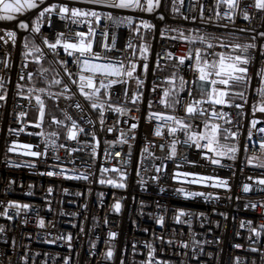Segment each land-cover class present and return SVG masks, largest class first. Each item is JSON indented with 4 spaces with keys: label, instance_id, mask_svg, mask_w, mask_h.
Here are the masks:
<instances>
[{
    "label": "built area",
    "instance_id": "2783aa9c",
    "mask_svg": "<svg viewBox=\"0 0 264 264\" xmlns=\"http://www.w3.org/2000/svg\"><path fill=\"white\" fill-rule=\"evenodd\" d=\"M53 2L101 12L100 22L97 24L93 21L91 24L94 36L90 38L93 39V50L101 52L104 56L126 60L134 58L142 65L144 61L141 59L140 49L146 40L148 72L144 74L141 67L137 68L136 74L143 80V87L139 89L142 96L136 103L131 99L137 91L134 81H129L127 85V101L123 96L125 86H113L119 93L118 96H113V102L122 104L128 112L120 116L114 111H105L104 123L101 126L99 112L92 109L90 102L79 93L76 85L71 84L61 66L50 63L53 57L48 53L43 61H48L53 68L61 71L59 78L69 84L71 91L66 92L61 84L60 92L52 96V101L64 119L63 131L46 127L45 116L42 127L36 128L34 124L38 122L39 109L35 96L39 94L29 91L31 88L28 87V74H35L37 63L32 62L31 58L24 60L23 38L30 34L19 29L17 23L18 20H24L31 28L38 10L27 11L14 22L0 21V29L17 33L15 45L11 41L7 44L0 41V60H6L8 65L5 67L4 63H0V79L4 87L3 95L6 96L5 100H0V212L4 211L10 201L31 206L29 210H22L19 215L15 214L14 209H8L9 215L13 217L11 220L0 215V226L5 229L0 232V264H65V261L67 264H143L148 252L146 244L149 243L155 249L156 261H166L167 264H233L235 257H239L242 264H264V239L259 242L254 236L249 239L247 227V222L257 228L264 224V207L260 206L264 205V191L260 190L264 186L256 183L257 179L264 178V168L256 166L264 156L256 142L264 139V134L253 130L252 141H249L246 135V130L250 127L251 105L260 99L254 90L260 84L258 73L264 69V55H261L264 36L260 35L264 33V10L254 7L255 0H238L239 7L229 19L222 15L226 10L225 6L221 4L216 8L215 0H183L182 5L180 0H175L174 6L179 9L176 16L167 13L166 0H161L160 8L153 13L105 8L85 3L83 0H45V3ZM245 11L249 13L250 19L243 18ZM217 12L221 13L219 17ZM108 13H112L114 17L131 16L132 27L126 23L114 25L105 18ZM160 14L163 19L159 18ZM51 20V28L46 23L41 28V35L50 41L54 40L57 32L72 35L76 31L87 32L89 27L87 23L73 24L71 21L61 20L56 15H53ZM141 20H147L155 27L144 29L140 26ZM137 26H140L138 33L133 31ZM179 27H190L198 32L200 37H205V40L200 41L191 51L189 40L177 37ZM5 32H0V35H5ZM105 32L108 33L106 39L102 35ZM41 35L35 36L37 44H41ZM31 37L33 39V36ZM114 37L115 48L112 51L104 50L102 43L111 45ZM236 39L245 42L236 43ZM129 40L133 48L125 47ZM208 43L213 44L214 49H207ZM221 44L228 47L221 48ZM233 44L257 46L250 49L252 59L248 65V75L251 77V86L247 88V103L243 108L246 115H237L240 109H223L233 118L232 124H225L224 127H232L235 130L237 125L241 126V149L237 158H219L221 164L214 165L205 157L206 149L180 143L177 145V156L165 159L172 137L168 135L167 128L161 129L162 136L155 135L157 121L148 118L150 112L175 114L201 127L203 119L200 116L190 117L183 110V106L189 101V90L193 99H196L195 90H200L198 74L189 66L194 60L186 59L185 65L176 73L177 77L182 75L187 81L185 92L180 95L181 103L175 110H167L165 105L159 103L163 89L168 85L166 78L170 77L169 71H174L171 65L176 63L179 56L191 53L194 57L197 48L207 49L209 52H231ZM43 48L47 53L46 46ZM168 52L173 53L172 60L165 58ZM158 58L159 67L156 65ZM60 59L68 60L70 71H78L72 63V58L67 57L62 49ZM24 63H27L26 68L22 66ZM21 75L24 79H20ZM73 79L78 77L73 76ZM61 93L64 95H60ZM41 98L45 103L46 115L45 98L42 95ZM234 102L243 104L244 100ZM77 103L82 107L77 108ZM205 107L210 108L209 105ZM216 107L219 109L221 106ZM21 112L26 115L21 117ZM66 115L84 129L83 133H78L80 143L67 138L71 121ZM255 115L258 118L264 117L260 112ZM132 123L138 126L129 132ZM260 126L264 124L257 127ZM109 127H113L112 132L107 131ZM10 129L16 131H9ZM120 130L129 132L128 142L115 144L110 151L119 152L120 155L106 158L104 152L108 145L105 141L119 140ZM40 132L44 133L43 137L36 135ZM90 132H95V141H99L95 156L91 151V145L95 141L87 134ZM53 133L56 135H52ZM177 135L180 141L184 140L183 132ZM45 139L54 140L57 145L63 144L66 147L55 152L49 148L47 155L41 157L26 156L19 150H7L13 141H17L20 144L31 143L34 145V151L43 152ZM84 142H87V145ZM162 144L165 145L164 148L160 147ZM146 147L148 152L143 151ZM67 148L82 150L69 153ZM56 156H59V159H55ZM253 157L256 159L249 164L248 159ZM121 161L126 163L121 164ZM190 161L196 163L192 164ZM30 162L32 167L27 166ZM161 164L166 167L157 173L154 166ZM61 168L65 170L63 175L43 174L48 171L60 173ZM104 168L110 171L102 175ZM114 168H123L126 177H120L118 171H111ZM185 171L227 179L230 188L209 186L212 182L194 184L190 183L192 177L176 175ZM80 174L87 175L88 179L71 178ZM153 177L159 179L155 180ZM101 178L113 179L126 186L120 188L107 183L101 184ZM244 184L251 185V191L244 192ZM181 187L186 191L211 195L208 198H186L177 191ZM49 188L52 189L51 193ZM117 202L121 205L118 212L114 208ZM250 202L257 204V207H245ZM177 210L191 213V229L187 224L175 222ZM160 217H163V226L157 223ZM188 218L184 216L181 219ZM40 219L45 221L43 227L39 225ZM242 223L246 225L243 228ZM110 232L117 235L110 237ZM69 234L72 237L70 242L60 239ZM195 241L201 243L195 244ZM204 241L208 243H203ZM185 242L188 244L187 248L183 247ZM236 244L243 247L236 248ZM251 247L260 248V251L252 252L249 250ZM109 248L114 253L110 260L105 257Z\"/></svg>",
    "mask_w": 264,
    "mask_h": 264
},
{
    "label": "snow or ice",
    "instance_id": "6c2138e0",
    "mask_svg": "<svg viewBox=\"0 0 264 264\" xmlns=\"http://www.w3.org/2000/svg\"><path fill=\"white\" fill-rule=\"evenodd\" d=\"M85 3L99 5L105 8L118 9V10H129V11H140L153 13L156 12L158 8L161 6V0H83ZM180 4H183V0H180ZM224 5L226 10L223 12L224 17H228L231 19L235 11L238 9V0H215V7L219 8L220 5ZM254 7L257 10H264V0H255ZM29 10H38L35 14L34 20H32V26L29 27V23L24 20H18L20 15L25 14ZM173 11L178 12V8H173ZM56 15L61 20L71 21L73 24H81L87 23L89 25L88 31H76L72 35H65L64 32H57L55 34L54 40L50 41L46 36L41 35V28L46 23L50 28L52 27L51 17ZM221 13L217 12V16L219 17ZM102 18V14L99 11L92 9H82L80 7H69L68 4L53 2V3H45V0H0V21L11 22L14 20H18L17 27L21 30L28 31L31 36H33L32 40H29L28 37L23 38V47L25 49L23 55L24 60L27 61L29 58L32 59V62L40 64L39 75L41 77H46V74L49 71L55 72V75L48 80L49 86H58L63 84L65 91H71L69 84L64 82L62 78H58L61 76V71H57L55 68H44L43 60L46 59L48 53H50L53 57L50 63L59 64L61 66V70L67 74L68 80L71 81V84L76 85L79 93L90 102V106L92 109H95L99 112V118L101 126L104 123V113L107 110L114 111L118 113L120 116H124L127 114L128 109H126L122 104L114 103L112 98L113 96H118L119 93L113 88L114 85H124L123 88V96L124 100L128 99V83L129 81H134L137 86V91L133 93L131 99L133 103H136L138 99L142 96V93L139 91L141 87H143V80L137 75V68L141 67L144 74L148 72V48L141 47L140 56L144 61L142 65L138 64V62L133 59H121L118 57H108L101 54V52H97L93 50V39L90 37L94 36V29L91 27L93 21L97 24L100 22ZM107 20L112 21V23L116 26L120 24L126 23L130 28L133 24V18L131 16L118 17L113 16L112 13H108L105 17ZM160 19H163V15H159ZM244 19H250L249 13L247 11L243 14ZM140 26L144 29H153L155 26L149 23L147 20H141ZM140 26H137L133 29L135 32L140 31ZM67 27V25H65ZM0 32H5L4 29H0ZM41 35V44H37L35 42V36ZM105 39L107 38L108 33L105 32L102 34ZM261 36H264V33H260ZM73 36L75 39H73ZM181 39H188L189 42H192L194 39H198L201 42L205 40V37H184L181 34ZM17 39V33L13 30H7L5 35H0V41H3L7 44L9 41L15 45ZM175 39V37H174ZM255 39V38H253ZM43 46H46L47 53L44 51ZM102 48L106 51H112L115 48V37L113 38V43L110 45L108 43H102ZM126 48H133V44L129 40L125 45ZM221 48H227L228 46L221 44ZM257 46L255 44H233L231 45L232 51H211L209 52L207 49H214V45L208 43L207 49L197 48L195 50L194 57L191 53L187 55H182L176 58V63L172 64L171 67L174 69L172 75L167 77L166 80L169 84L168 88H164L162 92L161 99L159 103L165 105V107H171L175 110V107L181 103L180 92L184 90L187 81H185L184 77L181 75L177 77V71L181 68V66L185 65V61L194 60V63L189 65L194 69V71L198 74L197 80L200 82V91L201 97L200 99L191 98V90H189V101L187 104L183 106V110L190 117L200 116L202 117V127L201 125H194L193 123L186 121L185 118L176 116L175 114H166L160 112H150L149 119L156 120L157 124L155 126V135L162 136L163 133L161 131L162 128H167L168 135L172 137L171 141L168 143L169 151L165 155V159H172L177 156V145L180 143L187 144L189 146H195L197 149H206L207 152L204 153L205 157L210 160V162L214 165L221 164V159L219 158H227L229 160H235L237 158V154L239 153L241 146L239 145V137L242 135L241 126L237 125L235 130L232 127H224L223 125H231L232 124V115L229 112L224 111V107L228 108H236L241 111L237 113L239 116L246 115L243 112L244 104L247 103V98L245 96L244 88H248L251 86V77L248 75V65L252 59V53L250 49H255ZM66 54L67 57L72 58V63L76 66L78 71L75 73L70 71L68 68V60L60 59V50ZM7 55V53L5 54ZM135 57V53L132 54ZM261 55H264V45L261 46ZM166 59L172 60L173 53L168 52L166 54ZM0 63H4L5 67H7L6 60H0ZM157 67H159V58L156 61ZM23 67H27V63L22 65ZM32 73L28 74V79H32ZM73 76L78 77V79H73ZM260 78L259 86L254 90L256 95L260 97L258 101H254L251 105V119L249 121L250 127L246 130L247 139L249 141L253 140L254 131L260 134H264V126L257 127L260 124H264V117H256V112H260L264 114V69L258 73ZM20 79H24V76L21 75ZM179 80V86L177 87L176 81ZM195 83V81H194ZM236 85H243L244 88H237ZM23 87L22 85L20 86ZM0 88H3L2 79H0ZM103 90V91H102ZM30 92L37 91L39 93H45L47 90L45 88L39 89H30ZM155 91V87L153 88ZM60 95H64L61 93ZM103 96V98H102ZM240 97L244 100L243 104L235 103V98ZM71 99V97H66ZM5 95H0V100H5ZM31 99V96H29ZM35 100L39 109L38 122L34 124L36 128H41L44 121L45 116V103L41 98V95H36ZM205 105H209V107H205ZM217 105L221 106L217 109ZM77 108H81L82 106L77 103ZM149 108H151V104H149ZM210 113V114H209ZM26 114L24 112L20 113L21 117H24ZM66 118L71 121L70 126L68 127L67 138L69 140L76 141L80 143L78 140V133H83L84 129L80 127L75 120H72L70 116L66 115ZM135 119V117H133ZM55 123H63V121H57L53 118ZM136 123H132L130 126L129 132L135 130L137 128ZM9 131H16L15 129H10ZM23 131V129H20ZM107 131L112 132L113 127H109ZM129 132H125L124 130H120V139L116 141H105L108 147L105 148V157L110 158L112 156H119V152L112 153L110 149L117 143L123 144L128 142ZM184 133V140L180 141L177 133ZM18 134V133H17ZM31 134V133H30ZM91 135L93 140L95 141L96 133L90 132L87 133ZM36 135L44 136L43 132L36 133ZM52 135H56L53 133ZM134 136V133H133ZM221 137H223V142L221 141ZM87 145V142H84ZM259 145V150L264 152V139L257 141ZM45 150L42 151H34V145L31 143H23L20 144L17 141H13L12 145L8 147L9 152H17L22 151V153L26 156L31 157H41L46 156L49 148L55 152L60 148H65L66 146L63 144L57 145L54 140L45 139ZM99 145V141H95L93 145H91V151L93 156H95L97 152V147ZM131 146L129 145V148ZM161 148H164L165 145H160ZM69 153L74 151H81L82 149L78 148H67ZM144 152H148V148L146 147ZM131 153L129 152L128 155ZM211 154V155H209ZM151 155V154H150ZM143 153L141 154V160L143 161ZM55 159H59V156H56ZM255 157L248 159V163L252 164ZM121 164L126 163V161H121ZM190 163L195 164V161H190ZM28 167H32L33 164L30 162ZM258 167L264 168V163H260L256 165ZM155 171L159 173L162 168H165L166 165L161 164L160 166H154ZM147 170V169H146ZM110 169L104 168L102 169V175L104 172H108ZM111 171H118L120 177H126V173L123 168L120 169H111ZM48 176H53L57 174H65V170L61 168L60 173H56L53 171H48L46 173ZM177 176H182L184 178L192 177L190 183H205L212 182L209 186L212 187H223L230 188L227 179L214 177V176H204L199 173L194 172H182L177 173ZM71 178L75 179H88V176L85 174H80L77 176H73ZM174 179L176 176L173 177ZM153 179L158 180L159 177H153ZM252 179V177H249ZM101 184H110L115 187L123 188L126 185L124 183H117V181L113 179H103L99 180ZM257 184L264 186V178H259L256 181ZM264 191V187L260 189ZM49 193H51L52 189H48ZM180 193H182L186 198H195L199 196H203L205 198L210 197L211 194L198 192V191H186L183 187L177 189ZM243 191L249 192L251 191V185L244 184ZM264 207V205H260ZM30 205L27 203L21 204L16 201H10L5 206L4 211L0 212V215L6 217L11 220L13 217L9 215L8 209H14L15 214L19 215L22 210H29ZM120 203L117 202L114 205L115 210L118 212L120 210ZM245 207H250L255 209L257 204L249 203L245 205ZM203 215V214H200ZM184 216H188L189 218L186 220H182L181 218ZM176 223H184L189 226L191 229V213H186L184 210H177V214L174 217ZM157 223L163 226V217H160L157 220ZM45 221L43 219L39 220V225L43 227ZM245 223L241 224V227H245ZM247 227L250 233L249 239H252L253 236L256 238V241L259 242L260 239H264V224H261L259 228L252 226L251 222H247ZM4 228L0 226V232H4ZM117 234L114 232H110V237H115ZM239 235V233H237ZM60 239H66L67 241H71V235H67L66 237L62 236ZM54 243V241H50ZM171 243V241H169ZM195 244H199L201 242L195 241ZM203 243H208V241H204ZM70 246V243H69ZM148 249L147 258L143 262V264H154L156 261L155 257V249L152 244H146ZM183 247L187 248L188 244L183 243ZM236 248L243 247L240 244L234 245ZM252 252H259L260 248L251 247L249 249ZM203 249L201 248V252ZM113 250L111 248L105 253L106 259H111L113 257ZM26 259V258H25ZM67 264V261H65ZM156 264H167L166 261H156ZM233 264H242L239 257H235Z\"/></svg>",
    "mask_w": 264,
    "mask_h": 264
},
{
    "label": "trees",
    "instance_id": "16d2710c",
    "mask_svg": "<svg viewBox=\"0 0 264 264\" xmlns=\"http://www.w3.org/2000/svg\"><path fill=\"white\" fill-rule=\"evenodd\" d=\"M174 2H175V0H166L165 7H166L168 14L176 16L177 12L173 11V8H175ZM181 34H183L184 37H189V38L200 37L199 33L190 27H179L178 31H177V37L180 38ZM235 42L236 43H243L245 41L241 40V39H236ZM199 43H200V40H198V39L192 40V42H190L191 51H193L194 48L197 47ZM24 51H25V49H24ZM42 63H43L44 68H53L52 65L48 61H43ZM40 66H41L40 64H37L36 72L32 76V79L29 80L28 87L31 89L45 88L47 90L45 93H39V92L35 91L36 93L41 94L45 98V102H46L45 125H46V127L54 128V129H57L59 131H63L64 119H63L62 115L58 112L56 105L52 101V96L54 94H57L60 92L61 85L49 86L48 80H50L55 75V72L49 71L46 74V77H41L39 75ZM176 84H177V82H176ZM177 86H178V84H177ZM236 87L237 88H244L243 85H236ZM246 90H247V88H244L245 94H246ZM3 94H4V87L0 88V95H3ZM242 100L243 99H241L240 97L235 98V101H242ZM53 118H55V120H57V121H63V123L62 124L61 123H55L53 121ZM221 141L223 142V137H221Z\"/></svg>",
    "mask_w": 264,
    "mask_h": 264
},
{
    "label": "crops",
    "instance_id": "0c3cea01",
    "mask_svg": "<svg viewBox=\"0 0 264 264\" xmlns=\"http://www.w3.org/2000/svg\"><path fill=\"white\" fill-rule=\"evenodd\" d=\"M196 48V47H195ZM194 48V49H195ZM172 73H173V71H169V75L171 76L172 75ZM177 84H178V86H179V80L177 79ZM169 87V84L167 85V87L166 88H168ZM185 92V88H184V90L180 93V95L181 94H183ZM246 92H247V90H246ZM194 96H195V98L196 99H200V97H201V91L200 90H195V92H194ZM166 109L167 110H172L173 108H171V109H169L168 107H166Z\"/></svg>",
    "mask_w": 264,
    "mask_h": 264
},
{
    "label": "rangeland",
    "instance_id": "374dc122",
    "mask_svg": "<svg viewBox=\"0 0 264 264\" xmlns=\"http://www.w3.org/2000/svg\"><path fill=\"white\" fill-rule=\"evenodd\" d=\"M29 11H31V10H29ZM18 19H19V17H18ZM14 21H16V20H14ZM14 21H11V22H14ZM4 22H7V21H4ZM24 31V30H23ZM26 37H28L29 38V40H32V37L30 36V35H27ZM147 47V41L145 40V43H143V46L142 47ZM178 87V86H177ZM182 92V91H181ZM180 92V93H181ZM37 94H39V93H37ZM39 95H41V94H39ZM169 109H171V107H168ZM260 163H264V156L261 158V160H260V162H259V164Z\"/></svg>",
    "mask_w": 264,
    "mask_h": 264
},
{
    "label": "bare ground",
    "instance_id": "6f19581e",
    "mask_svg": "<svg viewBox=\"0 0 264 264\" xmlns=\"http://www.w3.org/2000/svg\"><path fill=\"white\" fill-rule=\"evenodd\" d=\"M59 112V111H58Z\"/></svg>",
    "mask_w": 264,
    "mask_h": 264
}]
</instances>
